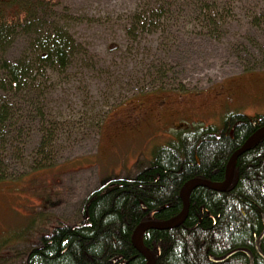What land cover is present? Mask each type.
Listing matches in <instances>:
<instances>
[{
    "label": "rangeland",
    "instance_id": "1",
    "mask_svg": "<svg viewBox=\"0 0 264 264\" xmlns=\"http://www.w3.org/2000/svg\"><path fill=\"white\" fill-rule=\"evenodd\" d=\"M12 2L0 0L14 32L0 61L33 62V42L56 32L76 49L69 68L25 78L24 95L45 92L44 112L39 120L31 105L21 113L22 136L9 151H22L4 161L0 241L20 234L22 242L9 241L0 264L58 222L78 224L87 197L102 182L137 175L175 139L177 124L264 115V0H40L36 22L12 12ZM4 77L0 68V94Z\"/></svg>",
    "mask_w": 264,
    "mask_h": 264
},
{
    "label": "trees",
    "instance_id": "2",
    "mask_svg": "<svg viewBox=\"0 0 264 264\" xmlns=\"http://www.w3.org/2000/svg\"><path fill=\"white\" fill-rule=\"evenodd\" d=\"M12 3H17L12 12L26 11L34 22L39 19L36 8L40 0L28 7L23 0ZM7 15L0 10V53L5 51L8 55L14 32L7 24ZM200 16L201 13L196 17ZM26 25H31V21ZM33 46V62H28L26 57L15 63L0 61V68L8 75L2 80L3 94H0L1 177L7 173L4 161L22 151H9L22 136L18 126L25 124L27 118L23 119L21 113H27L31 105L39 120L44 112L40 97L45 92L36 91L34 100L24 95L29 88L25 78H31L34 71L38 72L36 77H45L47 69L69 68L76 49L74 41L61 32H56L54 37L39 36ZM78 62L84 66L82 59L77 58ZM21 103L25 108L20 110ZM224 119L219 126L196 125L179 131L173 141L155 150L153 160L137 175L102 183L93 191L82 204L78 224L58 222L41 236L39 245L12 252L7 261L9 264H146L145 255L132 243L134 230L146 221L164 223L177 218L183 210L180 192L188 181L223 183L231 156L264 127V115L248 117L231 112ZM6 165L10 169V162ZM189 203V214L183 224L145 232L144 246L156 255L155 264H249L243 253L221 263L215 261L239 249L250 250L255 264H264L255 249L256 239L264 231V137L239 157L232 184L225 192L197 187L191 192ZM30 236L33 239L34 235ZM14 237L0 241V254L8 248L9 241H22L20 234ZM261 249L264 254V237Z\"/></svg>",
    "mask_w": 264,
    "mask_h": 264
},
{
    "label": "water",
    "instance_id": "3",
    "mask_svg": "<svg viewBox=\"0 0 264 264\" xmlns=\"http://www.w3.org/2000/svg\"><path fill=\"white\" fill-rule=\"evenodd\" d=\"M262 137H264V128L259 129L257 132H255L245 143L244 145L238 149L236 152H234V154L231 156L229 163L227 165L226 168V174H225V180L221 185H217L205 180H201V179H192L190 181H188L183 188L181 189L180 192V198L181 201L183 203V211L182 214L180 215V217L178 219H176L173 222H169V223H164V224H155L153 222H145L140 224L134 231L133 235H132V243L135 246V248L140 251L142 254H144L148 260V264H155V256L150 252L147 251L142 244V235L151 228H160V229H166V228H172V227H177L181 224H183L185 222V220L188 217L189 214V195L190 192L193 191L195 188L197 187H205V188H209L215 191H220V192H225L230 185L232 184L233 181V176H234V169L236 166V163L239 159V157L246 153L247 151H249L252 146ZM264 237V231L261 234V236L256 240V251L257 254L264 259V254L261 251V243H262V239ZM237 253H245L249 259V264H255L254 263V255L253 253L248 250V249H239V250H235L231 253H229L228 255L218 258L215 261L218 263H221L225 260H227L228 258H230L231 256H233L234 254ZM214 260V259H213Z\"/></svg>",
    "mask_w": 264,
    "mask_h": 264
},
{
    "label": "flooded vegetation",
    "instance_id": "4",
    "mask_svg": "<svg viewBox=\"0 0 264 264\" xmlns=\"http://www.w3.org/2000/svg\"><path fill=\"white\" fill-rule=\"evenodd\" d=\"M145 109L152 111V112H155V109L151 108L150 106H145Z\"/></svg>",
    "mask_w": 264,
    "mask_h": 264
}]
</instances>
